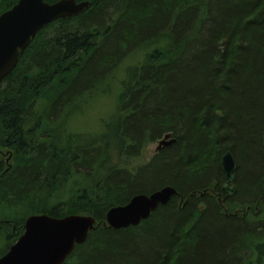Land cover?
<instances>
[{
    "label": "trees",
    "instance_id": "16d2710c",
    "mask_svg": "<svg viewBox=\"0 0 264 264\" xmlns=\"http://www.w3.org/2000/svg\"><path fill=\"white\" fill-rule=\"evenodd\" d=\"M18 1L0 0V15ZM87 1L0 83V257L28 216L78 214L95 228L63 264H264V0ZM107 83L120 89L114 118L82 141L68 107ZM165 134L175 142L129 165ZM227 151L242 214L221 190ZM166 185L177 195L138 226L105 225L111 207Z\"/></svg>",
    "mask_w": 264,
    "mask_h": 264
},
{
    "label": "water",
    "instance_id": "95a60500",
    "mask_svg": "<svg viewBox=\"0 0 264 264\" xmlns=\"http://www.w3.org/2000/svg\"><path fill=\"white\" fill-rule=\"evenodd\" d=\"M90 6L89 1L19 0L11 9L0 15V83L17 66L24 52L37 34L52 22L77 17ZM175 142L165 134L156 151ZM221 167L226 181L222 193L226 197L237 193V163L231 151L221 157ZM170 185L150 194H137L124 205L111 207L106 213L105 225L113 230L136 227L147 220L159 206L168 204L177 195ZM225 199H223V202ZM96 220L91 215L70 214L55 218L47 214H32L25 219L24 232L4 255L0 264H63L76 246L82 245L94 230Z\"/></svg>",
    "mask_w": 264,
    "mask_h": 264
},
{
    "label": "rangeland",
    "instance_id": "374dc122",
    "mask_svg": "<svg viewBox=\"0 0 264 264\" xmlns=\"http://www.w3.org/2000/svg\"><path fill=\"white\" fill-rule=\"evenodd\" d=\"M115 12L116 11L112 8L106 10L108 15V25H112L113 22H115L117 16ZM52 32L53 30L51 33ZM192 49L193 47L189 45L186 54H189ZM142 55L144 56V53H142ZM139 60L140 55L136 54L130 55V57L123 59V61H121V63L118 65L119 70L115 71L111 76V85L115 86L120 84L121 89L122 81H124L128 76L127 71L131 69V66L137 65V63L139 65ZM109 85L107 83L105 88H107ZM111 85V90H109L107 93L96 91L91 94H85L83 98L72 102V105L68 107V110L71 111V114H69V120L66 123L67 131L69 133L80 135L82 137V141L89 138H96L98 135L105 133L104 131L107 127V123L112 121L116 111L117 97L115 95H117V93L119 95L120 92V89L112 88ZM157 145L158 140L148 143L138 158L135 157L134 159H130L127 162L130 163L129 165H134L135 167L148 163L158 153L156 151ZM5 159L6 158H4V162ZM236 194L228 197V199L235 205V211L242 214L244 213L243 210L240 211L241 209L236 205H239V203L244 201L238 200L236 198ZM23 212L24 216L28 215V211L24 210Z\"/></svg>",
    "mask_w": 264,
    "mask_h": 264
},
{
    "label": "flooded vegetation",
    "instance_id": "af4514ba",
    "mask_svg": "<svg viewBox=\"0 0 264 264\" xmlns=\"http://www.w3.org/2000/svg\"><path fill=\"white\" fill-rule=\"evenodd\" d=\"M6 77H7V76H6ZM6 77H5V78H6ZM5 78H4V79H5ZM4 79H3V80H4ZM3 80H2V81H3ZM2 81H1V82H2ZM0 153H1V152H0ZM8 162H9V159H8V158L5 159V163L8 164ZM225 196H226V195H225ZM225 198H228V197H225ZM225 198H224V199H225Z\"/></svg>",
    "mask_w": 264,
    "mask_h": 264
},
{
    "label": "bare ground",
    "instance_id": "6f19581e",
    "mask_svg": "<svg viewBox=\"0 0 264 264\" xmlns=\"http://www.w3.org/2000/svg\"><path fill=\"white\" fill-rule=\"evenodd\" d=\"M76 100V99H75Z\"/></svg>",
    "mask_w": 264,
    "mask_h": 264
}]
</instances>
